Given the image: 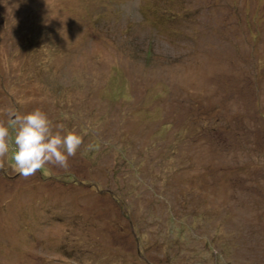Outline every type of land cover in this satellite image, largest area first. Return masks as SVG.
<instances>
[{
    "label": "rangeland",
    "instance_id": "obj_1",
    "mask_svg": "<svg viewBox=\"0 0 264 264\" xmlns=\"http://www.w3.org/2000/svg\"><path fill=\"white\" fill-rule=\"evenodd\" d=\"M8 109L83 143L5 158L0 264H264V0H0Z\"/></svg>",
    "mask_w": 264,
    "mask_h": 264
},
{
    "label": "clouds",
    "instance_id": "obj_2",
    "mask_svg": "<svg viewBox=\"0 0 264 264\" xmlns=\"http://www.w3.org/2000/svg\"><path fill=\"white\" fill-rule=\"evenodd\" d=\"M7 116L6 124L0 122V169L9 157L14 171L24 178L46 165L67 169L69 157L75 156L83 143L82 136L74 131L54 132L47 114L40 109L26 114L8 109ZM92 148L89 144L88 149Z\"/></svg>",
    "mask_w": 264,
    "mask_h": 264
}]
</instances>
